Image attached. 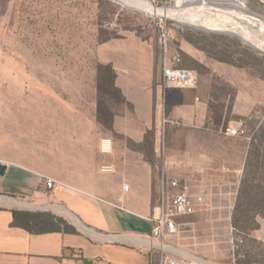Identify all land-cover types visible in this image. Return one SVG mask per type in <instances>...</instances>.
<instances>
[{"label": "crops", "instance_id": "1", "mask_svg": "<svg viewBox=\"0 0 264 264\" xmlns=\"http://www.w3.org/2000/svg\"><path fill=\"white\" fill-rule=\"evenodd\" d=\"M122 41L107 43L102 56L117 74L111 116H0V264H159L161 251L150 247L153 227L145 218L158 211L163 189L172 191L169 181L188 185L194 198L215 193L208 184L219 195L225 165L209 162L207 143L234 138L223 132L224 121L210 116L198 87H164L160 45ZM13 127L23 131L20 146L5 136ZM183 135L204 138L185 158L174 141ZM247 155L229 166L238 179ZM43 176L57 181L53 190L44 188ZM15 211L52 213L76 232L31 233L13 224ZM249 237L264 246V216Z\"/></svg>", "mask_w": 264, "mask_h": 264}, {"label": "rangeland", "instance_id": "2", "mask_svg": "<svg viewBox=\"0 0 264 264\" xmlns=\"http://www.w3.org/2000/svg\"><path fill=\"white\" fill-rule=\"evenodd\" d=\"M238 6L243 15L250 14L245 0ZM249 8L264 16V2L250 0ZM154 16L113 0H0V116H111L108 99L119 95L114 89L117 74L103 61L106 44L138 37L160 45L162 53L163 31ZM254 17L264 28V17ZM169 18L170 58L177 55L180 67L196 71L210 116L224 121L223 129L242 123L246 131L245 138L209 137V162L218 159L225 165L219 195L216 185L208 184L215 193L204 198L196 214L181 220L180 234L169 242L193 263L264 262V246L249 237L255 224L250 222V229L234 224L243 174L238 179L240 173L229 168L243 161L254 137L264 132V52L238 36ZM5 133L15 145L24 141L16 127ZM174 141L185 158L187 149L196 141L200 146L204 138L183 135Z\"/></svg>", "mask_w": 264, "mask_h": 264}, {"label": "built area", "instance_id": "3", "mask_svg": "<svg viewBox=\"0 0 264 264\" xmlns=\"http://www.w3.org/2000/svg\"><path fill=\"white\" fill-rule=\"evenodd\" d=\"M151 3L159 8H170L180 4H189L192 6H201L211 4L213 7H220V1L227 0H162L163 4H159L158 0H150ZM239 1V0H235ZM248 12L252 16L262 18L249 8L250 0H245ZM157 3V5L155 4ZM153 17V16H152ZM159 17V25L163 31L161 41L164 46V67L162 82L165 88H175L180 90L196 89L199 84V76L196 71L180 67V58L173 56L170 58L167 50L168 31L167 21L171 19L166 16H154ZM173 20V19H172ZM175 21V20H174ZM177 22V21H176ZM221 33V32H219ZM223 33V32H222ZM227 136L234 138H245V128L243 124L237 126L229 125L223 131ZM162 147L164 146V138L162 139ZM105 147H108V142H104ZM161 156H164V148L161 149ZM103 172L111 173L113 169L110 167L102 168ZM57 181L47 177H42V185L46 190H53L56 187ZM166 181L163 182L165 187ZM169 186L172 191L169 194L165 193V188L162 191L160 206L154 216L146 217L145 219L152 224V241L150 247L157 248L161 251L159 264H205V263H193L188 258L183 257L175 247L168 241L169 238L176 237L180 234V227L182 226L181 219L196 214L199 210L198 204L204 203L203 196H197L194 198L190 194V187L186 184L182 185L179 180L169 181ZM125 190H129V186H125Z\"/></svg>", "mask_w": 264, "mask_h": 264}, {"label": "bare ground", "instance_id": "4", "mask_svg": "<svg viewBox=\"0 0 264 264\" xmlns=\"http://www.w3.org/2000/svg\"><path fill=\"white\" fill-rule=\"evenodd\" d=\"M113 1L149 15L173 17L181 24L203 29L207 32H223L238 36L251 48L264 52V28L252 21L254 16L243 15L242 10L244 9L238 6L239 1H220L218 8L211 4L203 6L200 4L197 6L181 4L174 8H159L154 6L150 0ZM254 18L258 21V17L255 16Z\"/></svg>", "mask_w": 264, "mask_h": 264}, {"label": "trees", "instance_id": "5", "mask_svg": "<svg viewBox=\"0 0 264 264\" xmlns=\"http://www.w3.org/2000/svg\"><path fill=\"white\" fill-rule=\"evenodd\" d=\"M263 139L264 132L254 137L248 150L233 214L234 224L240 228L250 229V222H253L255 225L252 229L255 230L258 217L264 216V187L260 181L264 177ZM13 224L35 234L48 231L76 232L67 221L52 213L15 211Z\"/></svg>", "mask_w": 264, "mask_h": 264}]
</instances>
